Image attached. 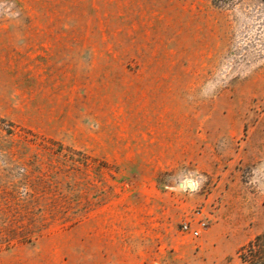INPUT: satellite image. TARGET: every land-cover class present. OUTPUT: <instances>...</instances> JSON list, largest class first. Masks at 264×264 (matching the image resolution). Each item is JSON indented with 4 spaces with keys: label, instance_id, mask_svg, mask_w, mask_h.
I'll use <instances>...</instances> for the list:
<instances>
[{
    "label": "rangeland",
    "instance_id": "374dc122",
    "mask_svg": "<svg viewBox=\"0 0 264 264\" xmlns=\"http://www.w3.org/2000/svg\"><path fill=\"white\" fill-rule=\"evenodd\" d=\"M263 231L264 0H0V264H242Z\"/></svg>",
    "mask_w": 264,
    "mask_h": 264
},
{
    "label": "trees",
    "instance_id": "16d2710c",
    "mask_svg": "<svg viewBox=\"0 0 264 264\" xmlns=\"http://www.w3.org/2000/svg\"><path fill=\"white\" fill-rule=\"evenodd\" d=\"M239 257L242 264H264V231L242 248Z\"/></svg>",
    "mask_w": 264,
    "mask_h": 264
},
{
    "label": "built area",
    "instance_id": "2783aa9c",
    "mask_svg": "<svg viewBox=\"0 0 264 264\" xmlns=\"http://www.w3.org/2000/svg\"><path fill=\"white\" fill-rule=\"evenodd\" d=\"M181 230L184 232L192 233L193 236L199 235V231L196 228H192L190 222L185 221L181 225Z\"/></svg>",
    "mask_w": 264,
    "mask_h": 264
},
{
    "label": "bare ground",
    "instance_id": "6f19581e",
    "mask_svg": "<svg viewBox=\"0 0 264 264\" xmlns=\"http://www.w3.org/2000/svg\"><path fill=\"white\" fill-rule=\"evenodd\" d=\"M189 183H190V188H192V187H193V184H192V182L190 181ZM185 185H186V184H185Z\"/></svg>",
    "mask_w": 264,
    "mask_h": 264
},
{
    "label": "water",
    "instance_id": "95a60500",
    "mask_svg": "<svg viewBox=\"0 0 264 264\" xmlns=\"http://www.w3.org/2000/svg\"><path fill=\"white\" fill-rule=\"evenodd\" d=\"M186 186H187V187H190V183H189V182H187V183H186Z\"/></svg>",
    "mask_w": 264,
    "mask_h": 264
},
{
    "label": "crops",
    "instance_id": "0c3cea01",
    "mask_svg": "<svg viewBox=\"0 0 264 264\" xmlns=\"http://www.w3.org/2000/svg\"><path fill=\"white\" fill-rule=\"evenodd\" d=\"M192 184H193V187H194V182Z\"/></svg>",
    "mask_w": 264,
    "mask_h": 264
}]
</instances>
